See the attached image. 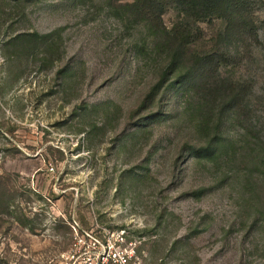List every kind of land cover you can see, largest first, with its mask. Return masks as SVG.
Instances as JSON below:
<instances>
[{
	"label": "rangeland",
	"instance_id": "1",
	"mask_svg": "<svg viewBox=\"0 0 264 264\" xmlns=\"http://www.w3.org/2000/svg\"><path fill=\"white\" fill-rule=\"evenodd\" d=\"M23 1L0 8V40L51 45L6 62L0 43V264H264V0H243L246 48L161 0L187 31L166 73L169 44L132 0ZM215 48L231 53L217 73L186 74ZM224 84L246 89L216 131Z\"/></svg>",
	"mask_w": 264,
	"mask_h": 264
},
{
	"label": "trees",
	"instance_id": "2",
	"mask_svg": "<svg viewBox=\"0 0 264 264\" xmlns=\"http://www.w3.org/2000/svg\"><path fill=\"white\" fill-rule=\"evenodd\" d=\"M171 4L180 10L186 17L191 19H208L211 17H218L223 20V34L235 45L242 48H246L251 42L257 40V32L250 23L248 17L244 12L243 0H170ZM20 4L24 3L23 0H15ZM122 5L134 16V18L140 22H143L147 29L153 34L161 35L165 37L166 42L169 44L171 56L167 63V69L164 73L168 72L178 58L179 51L187 36V31H182L179 27L168 29L162 20V14L164 7L161 0H132L130 2H124ZM9 7V8H7ZM13 7L10 5L9 0H0L1 13L10 16L13 12ZM22 14V13H21ZM24 14V13H23ZM49 34L39 33L37 31H18L11 34H5L0 40L2 45V55L6 62L11 61L12 52L11 49L16 47L32 48V52L37 50V47L41 45H51ZM31 52V51H29ZM231 53L221 48L211 49L201 55H195L194 60L190 62L187 73H191L193 70L199 71L202 75L213 76L218 72V68L221 61L226 62L230 58ZM185 74V75H186ZM184 75V76H185ZM9 74L7 75V77ZM183 76V77H184ZM179 77L173 80L176 82ZM162 82L159 80L153 87V90L162 88ZM222 96H220L219 113L216 120V131L221 124V112L224 109L233 111L243 101V92L245 94V85H240L239 88L231 89L222 85ZM151 91V92H152ZM154 92V91H153ZM1 94V93H0ZM150 96V93L147 97ZM219 142L214 139L205 140L202 145L198 147H191L194 153L199 154H214L219 147ZM4 190V189H1ZM3 193V192H2Z\"/></svg>",
	"mask_w": 264,
	"mask_h": 264
},
{
	"label": "built area",
	"instance_id": "3",
	"mask_svg": "<svg viewBox=\"0 0 264 264\" xmlns=\"http://www.w3.org/2000/svg\"><path fill=\"white\" fill-rule=\"evenodd\" d=\"M109 251L113 252V249H109ZM113 256L115 257V262L119 264H128L125 257H121V260L119 259V256H117L115 253H113ZM120 260V261H119ZM89 264H93L92 262H89ZM97 264V263H96ZM99 264H108V262L99 261Z\"/></svg>",
	"mask_w": 264,
	"mask_h": 264
}]
</instances>
